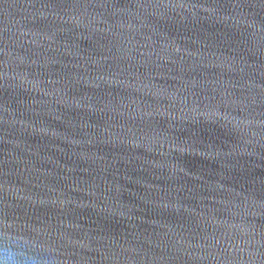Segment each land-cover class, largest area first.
<instances>
[{"label":"water","instance_id":"obj_1","mask_svg":"<svg viewBox=\"0 0 264 264\" xmlns=\"http://www.w3.org/2000/svg\"><path fill=\"white\" fill-rule=\"evenodd\" d=\"M45 264H264V0H0V249Z\"/></svg>","mask_w":264,"mask_h":264},{"label":"clouds","instance_id":"obj_2","mask_svg":"<svg viewBox=\"0 0 264 264\" xmlns=\"http://www.w3.org/2000/svg\"><path fill=\"white\" fill-rule=\"evenodd\" d=\"M0 264H45L39 253L30 252L23 244L0 249Z\"/></svg>","mask_w":264,"mask_h":264}]
</instances>
